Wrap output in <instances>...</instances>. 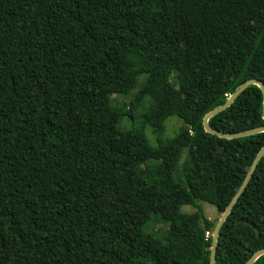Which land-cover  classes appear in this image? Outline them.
<instances>
[{
  "label": "trees",
  "instance_id": "obj_1",
  "mask_svg": "<svg viewBox=\"0 0 264 264\" xmlns=\"http://www.w3.org/2000/svg\"><path fill=\"white\" fill-rule=\"evenodd\" d=\"M251 79L264 83V0H0V264H210L217 224L197 202L224 213L264 133L221 139L203 119ZM260 91L211 127L264 126ZM147 100L142 126L119 130ZM154 215L164 240L133 232ZM217 239L216 264L264 249V157Z\"/></svg>",
  "mask_w": 264,
  "mask_h": 264
},
{
  "label": "rangeland",
  "instance_id": "obj_2",
  "mask_svg": "<svg viewBox=\"0 0 264 264\" xmlns=\"http://www.w3.org/2000/svg\"><path fill=\"white\" fill-rule=\"evenodd\" d=\"M145 81V76L141 75L139 76L137 80V85L136 88L133 90V92L127 94V96H122V97H114L115 101V106L120 108V109H126L128 110L130 108L131 102L134 98V94L141 88ZM147 102V105L145 104ZM141 107H139L136 112L134 113V118H130L128 116H122L118 128L121 131H128L131 130L134 127H141L142 126V121H141V116L145 113L146 107L148 106V100L145 101ZM183 122L180 120L178 117H170L167 119L165 123V132L163 134V139L164 140H169L173 138L179 131L180 127L182 126ZM145 130V135L147 138L148 143L155 147L157 146V139L153 135L152 128L149 126L144 127ZM186 153V152H185ZM185 153L182 156V159L178 163L179 165L176 167L174 171V179L179 182L180 184H183V176L181 175V167H182V161H184L186 155ZM155 168L157 167V164H154ZM198 201V200H197ZM197 205L203 210L205 213L206 217H208L213 223L217 224L221 218V215L217 211L216 207L212 205L211 202L208 201H198ZM197 209L193 206H183L181 208V211L183 213H194ZM168 225L164 223L163 221L159 220L157 216H153L151 221L145 226L144 229L140 228H135L133 230L134 233H141V232H147V233H152L154 234V238L158 240H164L163 238L167 236L168 233ZM150 249H153L152 246H150Z\"/></svg>",
  "mask_w": 264,
  "mask_h": 264
},
{
  "label": "water",
  "instance_id": "obj_3",
  "mask_svg": "<svg viewBox=\"0 0 264 264\" xmlns=\"http://www.w3.org/2000/svg\"><path fill=\"white\" fill-rule=\"evenodd\" d=\"M253 85H256L257 87H259L261 90L260 92H262V95H263L262 115H263V119H264V83L259 81V80H256V79H251V80L245 82L239 89L235 90L234 93L228 98V100L226 101V103L224 105L210 111L209 113H207L205 115V117L203 119V127H204L205 132L209 133L211 135L217 136L218 138L228 139V140L245 138V137L257 135L260 133H264V126L254 128V129H250V130H247L244 132L234 133V134L222 133V132H219V131H216L215 129H213L209 123V121L212 117H214L215 115L222 113L223 111L227 110L235 102V100L239 97V95L242 93L243 90H246L248 87L253 86ZM217 149L219 150L220 148L218 147ZM263 157H264V147L256 155L252 165H250L251 166L250 170L248 171L244 182L242 183L240 189L238 190L236 195L233 197V199L231 200V202L227 206L224 213L221 215V218L215 227V230L213 232V236L211 237L212 247H211L210 264H216V251H217V244H218L217 238L220 235L221 228L225 224L228 216L231 214L234 206L236 205V203L238 202V200L240 199V197L242 196V194L244 193V191L248 187L249 182L252 179V177H253L256 169H257V165L259 164V162L261 161V159ZM242 222L248 223L246 220H242ZM249 224L252 225L251 223H249ZM262 256H264V249L257 251L251 257V259L248 262H246L245 264H254Z\"/></svg>",
  "mask_w": 264,
  "mask_h": 264
}]
</instances>
